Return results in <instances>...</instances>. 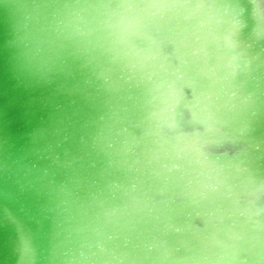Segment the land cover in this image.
Returning <instances> with one entry per match:
<instances>
[{"label":"clouds","instance_id":"9594fccd","mask_svg":"<svg viewBox=\"0 0 264 264\" xmlns=\"http://www.w3.org/2000/svg\"><path fill=\"white\" fill-rule=\"evenodd\" d=\"M258 36L264 0H254ZM15 57L47 79L66 60L94 67L104 95L96 147L117 176L100 189L99 253L68 264H264V171L248 126L224 118L221 72L236 74L245 28L238 4L215 0H19ZM197 19L194 52L175 63L154 33ZM259 151V146H256ZM7 167V166H5ZM197 221L199 223H197ZM33 249L25 242L24 264Z\"/></svg>","mask_w":264,"mask_h":264},{"label":"water","instance_id":"95a60500","mask_svg":"<svg viewBox=\"0 0 264 264\" xmlns=\"http://www.w3.org/2000/svg\"><path fill=\"white\" fill-rule=\"evenodd\" d=\"M18 2L0 0V264H24L25 242L33 249L32 264H68L81 252L99 253L93 224L104 199L100 189L117 179L95 145L106 111L102 81L94 67L74 58L47 79L21 68L14 54L12 5ZM215 2L243 9L241 58L235 75L220 73V88L225 102L238 98L224 118L248 126L247 139L264 171V35L256 33V5L254 0ZM198 25L197 19L178 18L153 38L177 64H191L197 51L204 60L206 47L215 66L213 46L197 42Z\"/></svg>","mask_w":264,"mask_h":264}]
</instances>
